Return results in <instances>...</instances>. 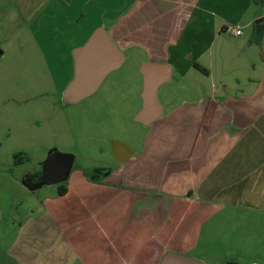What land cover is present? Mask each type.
Segmentation results:
<instances>
[{
    "label": "crops",
    "instance_id": "0c3cea01",
    "mask_svg": "<svg viewBox=\"0 0 264 264\" xmlns=\"http://www.w3.org/2000/svg\"><path fill=\"white\" fill-rule=\"evenodd\" d=\"M62 1L5 2L11 11L54 17ZM108 9L72 49L62 95L96 116L95 142H109L96 144L99 163L80 154L66 192L45 195L15 225L0 264H162L169 253L211 264L217 243L225 248L222 264H264V0H131ZM100 30L123 62L92 92L73 97L77 52ZM148 64L166 71L156 92L160 114L143 124ZM52 99L46 107L62 106L61 97ZM32 118L0 122V135L14 126L20 140L10 152L78 146L66 115L44 124L49 145ZM120 145L129 154L121 162ZM24 166L12 162L11 169Z\"/></svg>",
    "mask_w": 264,
    "mask_h": 264
},
{
    "label": "rangeland",
    "instance_id": "374dc122",
    "mask_svg": "<svg viewBox=\"0 0 264 264\" xmlns=\"http://www.w3.org/2000/svg\"><path fill=\"white\" fill-rule=\"evenodd\" d=\"M5 1L7 0H0V50L3 51L0 58V122L3 121L5 126V123L10 124L16 119L14 124H18L30 113L33 115L31 122L34 129L39 128V141L49 145L43 133L44 124L52 118V114L62 117L66 115L78 146L65 147L61 150L56 147L44 150L37 146L38 148L25 152L27 154L25 166L14 171L11 164L14 162V155L19 152H10V147L15 146L20 140L17 138L18 135L15 136L13 133V124L10 125L13 130L9 132L6 128L5 133L0 135L2 137L0 142H6L0 149V249L8 245L12 233L14 236L15 225L37 212L36 203L41 202L45 195L59 189L61 184H41V187L37 188L40 166L50 154L57 151L73 155L76 157L73 168L78 166L80 154H83L90 164L99 163L96 144L100 141L108 143L107 136L96 143L93 138L99 131L96 128V116L89 115L79 104L71 101L67 103L62 91L72 77L69 62L72 49L83 43L94 25L99 22L101 14L107 13L106 16L111 14L108 8L120 7L131 2L95 0L86 5V0H73L69 6L68 0H65L67 3L62 1L55 16L50 17L51 12L48 11L40 14L32 10L11 11V7H8ZM31 1L24 0L25 3ZM93 96L88 95L87 98ZM52 97H61L62 106L46 107L48 101H53ZM79 116L80 118L84 116L86 122L87 116L88 125L85 126V122L80 120ZM30 136L31 134L28 135ZM84 138L91 141L88 142ZM28 139L25 145L33 147L35 142L31 144ZM90 170L95 173L93 167ZM14 180L23 182L27 190L15 186ZM209 254L211 257L208 256V261L211 264H222L225 261L224 245L217 243ZM241 263L252 264L249 260H243Z\"/></svg>",
    "mask_w": 264,
    "mask_h": 264
},
{
    "label": "water",
    "instance_id": "95a60500",
    "mask_svg": "<svg viewBox=\"0 0 264 264\" xmlns=\"http://www.w3.org/2000/svg\"><path fill=\"white\" fill-rule=\"evenodd\" d=\"M3 51L0 50V58ZM124 55L121 49L102 30L96 32L90 41L81 48L75 59L74 79L70 85L73 97H83L92 92L102 79L112 70L118 68L123 62ZM156 71L159 73L157 74ZM166 67L163 65L148 64L143 70L145 76L144 110L138 119L143 124L153 122L160 114L156 104L158 86L165 81ZM117 161L121 162L128 157L123 146L116 147ZM71 154L54 151L42 163L39 172V183L62 184L67 182L74 164ZM162 264H198L196 261L179 256L167 254Z\"/></svg>",
    "mask_w": 264,
    "mask_h": 264
},
{
    "label": "trees",
    "instance_id": "16d2710c",
    "mask_svg": "<svg viewBox=\"0 0 264 264\" xmlns=\"http://www.w3.org/2000/svg\"><path fill=\"white\" fill-rule=\"evenodd\" d=\"M26 156H27V154H24V153H19V154L14 155L15 165H20V164L24 163L25 160H27ZM65 192H66V186H65V184H61L59 186L58 193H59V195H63ZM228 264H232V263H228Z\"/></svg>",
    "mask_w": 264,
    "mask_h": 264
},
{
    "label": "built area",
    "instance_id": "2783aa9c",
    "mask_svg": "<svg viewBox=\"0 0 264 264\" xmlns=\"http://www.w3.org/2000/svg\"><path fill=\"white\" fill-rule=\"evenodd\" d=\"M231 33L235 36H240L241 35V31L238 27L235 28H231Z\"/></svg>",
    "mask_w": 264,
    "mask_h": 264
}]
</instances>
